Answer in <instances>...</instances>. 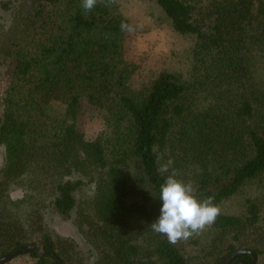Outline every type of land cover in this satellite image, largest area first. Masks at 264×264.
Returning <instances> with one entry per match:
<instances>
[{
	"label": "trees",
	"instance_id": "trees-1",
	"mask_svg": "<svg viewBox=\"0 0 264 264\" xmlns=\"http://www.w3.org/2000/svg\"><path fill=\"white\" fill-rule=\"evenodd\" d=\"M154 1L194 42L186 73L145 81L124 55L120 0L87 14L82 0L1 2L10 16L0 17V54L14 69L0 111V256L42 240L66 264H221L239 249L264 264L256 198L176 243L150 226L172 171L218 205L254 181L264 187V0ZM85 103L103 116L95 138L81 126ZM86 182L94 187L81 198ZM63 222L83 240L59 233L53 223ZM26 257L61 264L39 250L17 256Z\"/></svg>",
	"mask_w": 264,
	"mask_h": 264
},
{
	"label": "rangeland",
	"instance_id": "rangeland-1",
	"mask_svg": "<svg viewBox=\"0 0 264 264\" xmlns=\"http://www.w3.org/2000/svg\"><path fill=\"white\" fill-rule=\"evenodd\" d=\"M5 0H0L1 2ZM122 12L129 19L130 24L136 25V31L126 34L124 42L125 58L137 64L139 74L137 79L145 81L154 78L162 71L172 73H186L189 66V55L193 45V37L177 32L171 21L154 0H120ZM9 12L0 7L2 22L9 23ZM14 69V60L0 54V111H3L1 99L7 90ZM81 126L88 138H95L103 129V116L101 112L89 104L83 106ZM5 149L0 145V170L4 165ZM2 176L0 174V180ZM263 180L254 181L244 187L236 196L220 204L221 212L229 214H241L246 210L247 199L256 198L264 214V187ZM94 184L88 183L81 188L79 196L88 197ZM12 191L13 199H20L23 191L16 186ZM50 224V218L48 219ZM54 228L64 236H70L81 242L82 237L71 222H63L59 225L53 223ZM42 241V240H39ZM38 242V241H36ZM192 249V244H189ZM26 259V260H25ZM26 258H13L7 264H30Z\"/></svg>",
	"mask_w": 264,
	"mask_h": 264
},
{
	"label": "clouds",
	"instance_id": "clouds-1",
	"mask_svg": "<svg viewBox=\"0 0 264 264\" xmlns=\"http://www.w3.org/2000/svg\"><path fill=\"white\" fill-rule=\"evenodd\" d=\"M116 0H82L85 13H90L97 4L111 6ZM87 18V15L85 16ZM137 26L122 21V32L132 33ZM163 154L157 157L161 160ZM174 161L169 158L166 163L159 166L160 174L169 172ZM192 182H186L177 178V173L172 171L167 175L160 188L159 199L162 201L160 215L150 226L158 234L167 237L170 243L187 240L194 235H199L210 228L221 214V208L214 203V197L210 196L203 201L198 200Z\"/></svg>",
	"mask_w": 264,
	"mask_h": 264
},
{
	"label": "water",
	"instance_id": "water-1",
	"mask_svg": "<svg viewBox=\"0 0 264 264\" xmlns=\"http://www.w3.org/2000/svg\"><path fill=\"white\" fill-rule=\"evenodd\" d=\"M47 240H50V238H47ZM44 249V241H38V242H33L30 243L28 245H22L20 246L18 249H16L15 251L11 252V253H7L4 256H0V264H4L7 263L9 261H11L13 258L19 256V255H23V254H27V253H32L35 250H39L40 254H49L53 257H55L56 259L59 260V262L61 264H66L61 257L55 252V251H51V252H46L43 250ZM240 253H250L253 257V261L252 263H246L243 260H236L234 263L232 264H256L257 260H258V256L250 251V250H246V249H239V250H235L233 251L231 254H229L223 261L221 264H229V262L238 254Z\"/></svg>",
	"mask_w": 264,
	"mask_h": 264
}]
</instances>
